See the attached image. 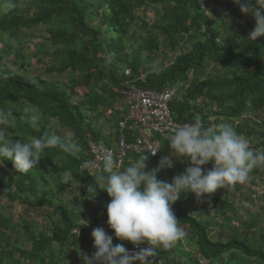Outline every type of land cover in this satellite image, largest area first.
<instances>
[{"label": "trees", "instance_id": "obj_1", "mask_svg": "<svg viewBox=\"0 0 264 264\" xmlns=\"http://www.w3.org/2000/svg\"><path fill=\"white\" fill-rule=\"evenodd\" d=\"M13 2L17 5L15 9L6 13L0 11V33L5 35L4 38L43 29L48 36L46 41L56 49L55 64L46 65L47 72L61 76L78 73L80 81L77 84H60L41 75L14 71L6 61L13 46L1 37L0 108L12 110L17 118L15 126L6 131L13 133L11 138L14 141L27 142L45 132L63 138L65 130L73 133L72 139L83 153L73 155L59 148L45 149L39 165L28 173H17L11 161L0 159L7 173L14 177L11 184L0 179V196L34 210L52 209L51 215H47L48 222L52 220V215L59 216L48 226L41 225V228L38 224L35 227L27 223L21 229L30 234L26 240L30 248L25 249L24 245L11 248L10 234L19 231L17 224H12L0 209V264H62L70 253L75 255L77 262L84 264L83 256L90 258L96 251L90 233L97 227L104 228L113 236L114 245L123 244L126 248L132 245L116 239L108 225L106 206L110 197L102 186L95 184L97 174L90 175L80 168L81 163L90 160L87 148L89 138L113 147L111 139L115 138L116 143L121 135L119 123L128 115V106L121 93L127 81L123 73L127 68L132 71V79H138L136 86L140 89L158 92L168 88L175 90L169 106L176 122H191L197 113L203 117L205 125L219 123L223 118L246 138L254 135L259 140L256 149H264V38L247 40L254 30L251 22L255 20L250 16L252 20L241 23L240 6L234 0H228L226 4L233 28H229L223 20L217 22L210 19L200 0H34L33 8L28 10L22 8L25 0ZM151 4L160 6L162 13L149 27L136 13ZM134 26L148 31L146 38L139 37L141 42H130L132 38L128 33ZM220 30L224 37H220ZM160 39L174 54L166 67L164 64H153L155 58L152 59V56L160 50ZM39 51L48 54L43 48ZM144 53L149 57L144 59ZM208 63L220 67L221 71L215 76L202 77ZM29 64L22 60L19 67L24 70ZM121 67L122 71H119ZM179 84L187 89L177 98L175 88ZM77 85L87 88L79 99H76ZM123 100L125 104L121 103L115 111V120L109 127L111 131L106 134L104 126L97 121L102 116L98 109L112 108ZM25 107L34 111L25 114ZM33 114L38 117L37 127H31L26 119ZM170 152L169 146L163 145L160 156L152 160L146 170L156 168L160 159L170 155ZM129 158L135 160L137 157ZM128 164L129 160L122 168ZM190 166L186 160H176L173 168L161 171L157 178L171 182L174 176ZM258 172L259 168L251 171L254 174ZM63 175L68 177V182L61 180ZM69 182L82 187V204L90 212L91 225L86 226L82 216L74 210L70 211L63 203L59 192L63 194ZM230 187L237 193L242 184ZM221 193L225 192L219 189L201 200L192 194H184L173 205L177 219L182 226H187L190 238L196 241L198 255L209 264H223L219 263L222 258H225L226 264H235V261L237 264H247L245 261L264 264V233L257 237L251 231L250 236H242L231 229L225 240L211 237L216 226L224 227L215 222V217H223V221L229 224L237 219L231 198ZM196 205L201 209L197 210ZM212 210L215 217L210 215ZM228 212L234 215L228 217ZM238 222L241 223L239 219ZM258 223L256 220L241 225L253 230ZM74 227L81 228L79 237L73 234ZM34 229L39 232L36 234ZM54 246L61 248L60 255H54ZM172 254L171 248H158L155 264L167 261ZM190 264H200V261L190 257Z\"/></svg>", "mask_w": 264, "mask_h": 264}, {"label": "clouds", "instance_id": "obj_2", "mask_svg": "<svg viewBox=\"0 0 264 264\" xmlns=\"http://www.w3.org/2000/svg\"><path fill=\"white\" fill-rule=\"evenodd\" d=\"M234 3L243 14L255 20V28L247 40L264 38V0H234ZM16 6L13 0H0V11L5 13ZM33 111L31 107L24 109L25 114ZM16 119L12 110L0 108V159L11 161L17 173H28L37 167L45 149L59 148L73 155L81 151L67 134L62 138L45 132L27 142L14 141L13 133L6 129L14 127ZM26 119L31 127H37L35 114ZM165 139L170 155L163 156L151 171L146 170L149 160L146 153L124 168L109 149L96 159L81 163V170H97L95 184L102 186L110 197L106 206L108 225L115 238L139 249L129 252L123 244L114 245L113 236L97 227L92 231L96 251L90 258L83 256L84 264H155L158 248L170 249L187 235L173 211V205L182 195L192 194L201 200L219 189L246 183L254 168L264 167V149H253L249 139L223 118L219 123L205 125L203 117L197 113L191 122L175 125ZM176 160L190 161L191 166L174 176L171 182L159 180L158 174L173 168ZM208 164L213 167L205 173L203 169ZM91 189L92 185L89 191ZM82 222L88 226L84 220ZM80 230L72 229L78 237ZM144 244L148 247H141Z\"/></svg>", "mask_w": 264, "mask_h": 264}, {"label": "rangeland", "instance_id": "obj_3", "mask_svg": "<svg viewBox=\"0 0 264 264\" xmlns=\"http://www.w3.org/2000/svg\"><path fill=\"white\" fill-rule=\"evenodd\" d=\"M200 1L202 3V6L207 11V15L210 19L214 21L217 20V22H219V20H223L229 28H233L234 24H232L231 15L226 9V4L228 0ZM33 2L34 0H25V3L22 4V8L25 10L32 9ZM159 13H162V8L160 6L156 7L151 4L147 8L139 10L136 15L138 17L143 18L144 21L150 27V25L156 23V21L158 20ZM240 14L242 17L241 23H243L245 20H252L250 15L243 14L241 10ZM238 21L239 20H237V22ZM251 23L252 26H254L255 28V22ZM140 25L141 23L139 22V26ZM132 32L135 34H133V37ZM147 32L148 31L145 29L142 30L134 26L132 30L128 33V36L132 38L130 39V42H133V40L141 42L139 37L146 38L148 36ZM219 35L220 37H224L222 30H220ZM4 36L5 35H2L0 33V41L1 37L4 38ZM47 37L48 36L43 29H38V31L35 32L25 31L24 33H19L16 36H6L4 38L6 39L5 41L10 42V44L13 46L12 52L7 54L6 56V61L11 64V68L14 71L21 74L32 73L35 75H41L45 79H52L53 81H57L60 84H67L69 82H72V84H77L80 81V76L78 75V73L63 74L61 76L57 74H49L47 72L46 65H50L52 63L55 64L56 60V56L54 55L56 49L51 47L50 44L46 41ZM227 38L229 39L230 37L227 36ZM160 40V50L152 56V59L155 58V62L153 61V64H155L156 66L164 64V66L166 67L171 63L174 54L169 50L168 46L165 44L163 39ZM2 45L3 44H1L0 42V51L3 50ZM41 48L47 50L48 54L44 52L39 53V49ZM147 57H149V55L147 53H144L143 58L146 59ZM22 60H24V62L30 63L25 67L24 70L19 67ZM123 67H121L119 71H122ZM220 71V67L208 63L205 67V72L202 77L215 76V74ZM192 78L193 76L191 77V79ZM178 86L179 87L175 88L177 91L176 97L180 98L181 94H178L182 91H185L187 87L182 86L181 84H179ZM76 91L78 93L76 99H79L83 97V95L87 92V88L84 86L77 85ZM121 103L125 104L124 100L122 102L117 103V105H114L112 108L100 107L98 109V113H102V116L97 121L100 125L104 126V131L106 134L110 133L111 131V128H109L110 124L114 122L115 119L113 117L115 111H117L119 107H121ZM92 115L94 116V121H96L95 113H93ZM249 125L253 126V124ZM66 134L70 135V137L73 138V133L64 130L63 135L65 136ZM253 136L249 137L248 139L250 141V146L253 149H256L259 140H257ZM115 141V138L111 139L114 150H116L114 146L116 145ZM259 149H262V147H259ZM79 153L82 154L83 150L81 149ZM206 167L207 168L205 170V173L210 170L213 166L212 164H208L206 165ZM0 179L5 180L9 184H11L14 180V177L7 173V170L2 162H0ZM62 179L65 182L69 181L66 175H63L61 177V180ZM222 190L225 192L223 194L221 193L222 196L225 197V195H228L231 198L230 201L233 202L234 209L237 212V219H233L229 224V222L223 221V217L216 218L214 214L215 212L214 210H212L210 212V215L212 217H215V222L223 224L224 227L222 229L221 226H216L211 233V237L216 240H225L232 232L231 229L238 231L239 233H241L242 236H250L252 233L251 231H254V233L257 234V237H259L261 233H264V167H260L259 172L257 174L250 172L249 180L246 183L242 184V187L240 188L239 192L235 193L231 187ZM59 194L63 199V203L70 209V211L74 210L77 214L82 216L81 220H84L87 225H91L90 212L89 210L85 209L82 204V187L80 185L75 184L74 182H69V184H67L65 187L64 193L62 194V192H59ZM38 198H40V195H38ZM195 207L197 208V210L201 209V206L196 205ZM0 209L2 210L3 214H6L7 217L10 218L12 224H17V230L19 231L18 233L10 234V240L12 242L9 243L11 244V248H13V246L19 247V245H24L25 249L30 248V245L26 241L28 237H30V234L25 233L21 229L23 228V226H26L27 223H32V225L34 226H37L38 224L39 228H41V225L48 226L50 222L59 218L58 215L54 214L51 216L52 220L48 222L50 219L49 217H47V215H51L52 209L34 210L26 205L18 204L17 202L11 203L3 196H0ZM227 215L228 217H232L234 214H232V212H228ZM238 219L241 223H250L256 220H258L260 223H258V226L256 228L250 230L248 227L242 226L241 223L238 222ZM183 227L187 235L180 241L176 242V244L171 248L173 254L169 257V259L159 264H190V257H196L200 261V264H209L208 261H205L200 258L197 253L198 247L196 241L190 238V234L187 231V226ZM38 232L39 230H35L36 234ZM73 234L78 236L77 233L73 232ZM90 234L92 235V232ZM1 242L2 240L0 239V243ZM7 248H9V246H7ZM52 251L55 256H58L61 253V248L58 246H54L52 248ZM75 258V255L73 253H70L65 258L62 264H82L80 262H77L78 260L76 261ZM221 262L223 264H226L225 258H222L219 263ZM234 263L237 264L236 261ZM245 263L252 264L249 261H245Z\"/></svg>", "mask_w": 264, "mask_h": 264}, {"label": "built area", "instance_id": "obj_4", "mask_svg": "<svg viewBox=\"0 0 264 264\" xmlns=\"http://www.w3.org/2000/svg\"><path fill=\"white\" fill-rule=\"evenodd\" d=\"M123 73L127 81L121 93L128 106V115L119 123L121 135L114 145L116 150L102 143H96L89 138L87 143L88 154L90 160H94L97 156L102 155L105 149H109L123 167L128 160L129 162L132 161L130 156L138 158L140 154L146 153L149 155V165L152 160L160 156L163 145L168 143L165 137L171 133L172 128L182 124L174 120L169 106L175 95V90L168 88L158 92L140 89L136 86L138 79H132L131 69H125ZM157 150L159 151L156 155L152 156L151 153ZM85 170L90 175L97 174V170ZM127 249L129 252L139 250L134 245L127 247Z\"/></svg>", "mask_w": 264, "mask_h": 264}, {"label": "bare ground", "instance_id": "obj_5", "mask_svg": "<svg viewBox=\"0 0 264 264\" xmlns=\"http://www.w3.org/2000/svg\"><path fill=\"white\" fill-rule=\"evenodd\" d=\"M217 110V109H216ZM207 113V112H206Z\"/></svg>", "mask_w": 264, "mask_h": 264}]
</instances>
